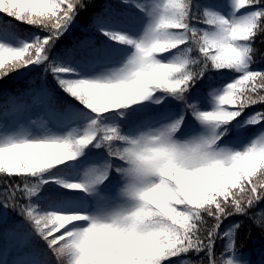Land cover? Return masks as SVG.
<instances>
[{
	"label": "clouds",
	"instance_id": "9594fccd",
	"mask_svg": "<svg viewBox=\"0 0 264 264\" xmlns=\"http://www.w3.org/2000/svg\"><path fill=\"white\" fill-rule=\"evenodd\" d=\"M114 2L0 0V264H264V0Z\"/></svg>",
	"mask_w": 264,
	"mask_h": 264
},
{
	"label": "trees",
	"instance_id": "16d2710c",
	"mask_svg": "<svg viewBox=\"0 0 264 264\" xmlns=\"http://www.w3.org/2000/svg\"><path fill=\"white\" fill-rule=\"evenodd\" d=\"M107 4H112L113 7L119 11L120 8L115 5L114 0H94V3L92 4L91 7H89L86 11L80 13L77 17L76 20L74 21V24L70 28V30L64 34L60 38V40L57 42V45L59 48L64 49L67 47H70L74 41H77L78 39L82 38L84 35V32H82V29L86 27L88 23L91 22L92 17L98 15V14H103V10ZM124 11H127L129 14H134L131 9H123ZM26 31H30L27 30ZM33 67V66H29ZM257 68H264V64L257 65ZM34 73H29L26 76L23 77H18L14 76L10 80H8V83L5 84V82H0V89L3 88H14L17 85H21L25 79H27V76L33 75ZM49 83L51 84V80H49ZM201 85H198L197 88H201ZM134 118V117H133ZM2 189V188H0ZM0 216L3 217L2 214ZM17 218L15 216L9 215L8 217H4V224H11L13 223ZM248 249L252 250L253 252V258L255 259L256 255L258 254V250L264 249V241H261L254 230L252 233V237L249 239L248 242ZM0 250H3L2 247V242H0Z\"/></svg>",
	"mask_w": 264,
	"mask_h": 264
},
{
	"label": "snow or ice",
	"instance_id": "6c2138e0",
	"mask_svg": "<svg viewBox=\"0 0 264 264\" xmlns=\"http://www.w3.org/2000/svg\"><path fill=\"white\" fill-rule=\"evenodd\" d=\"M136 16L134 14H129L127 11H124L123 9L120 8L119 11L115 9V12L109 13V14H98L94 17H92L91 22L86 25L85 32L82 38L78 39V41L83 40L85 36H90L93 35L94 32L93 30L97 26H102V25H108V24H114L118 22H127V23H135L136 22ZM16 39V33L6 25H0V51L8 52L11 51L9 44L10 42L14 41ZM60 40V39H59ZM70 47L61 49L56 43V51L60 52L62 50H66ZM38 69L30 67V71L26 73H20L18 74V77H23L26 76L29 73H35L37 72ZM11 79V78H10ZM9 79V80H10ZM8 83V80L5 81V84ZM3 189H0V192H2ZM4 217L0 216V223H4Z\"/></svg>",
	"mask_w": 264,
	"mask_h": 264
}]
</instances>
